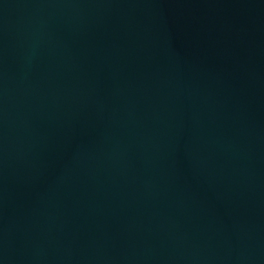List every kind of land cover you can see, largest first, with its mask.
Listing matches in <instances>:
<instances>
[{"label": "water", "instance_id": "1", "mask_svg": "<svg viewBox=\"0 0 264 264\" xmlns=\"http://www.w3.org/2000/svg\"><path fill=\"white\" fill-rule=\"evenodd\" d=\"M0 264H264V0H0Z\"/></svg>", "mask_w": 264, "mask_h": 264}]
</instances>
